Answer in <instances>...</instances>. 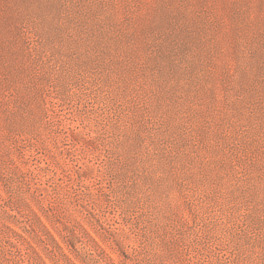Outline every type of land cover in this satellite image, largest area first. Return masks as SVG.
<instances>
[{"label":"rangeland","instance_id":"rangeland-1","mask_svg":"<svg viewBox=\"0 0 264 264\" xmlns=\"http://www.w3.org/2000/svg\"><path fill=\"white\" fill-rule=\"evenodd\" d=\"M109 258L264 264V0H0V264Z\"/></svg>","mask_w":264,"mask_h":264},{"label":"trees","instance_id":"trees-1","mask_svg":"<svg viewBox=\"0 0 264 264\" xmlns=\"http://www.w3.org/2000/svg\"><path fill=\"white\" fill-rule=\"evenodd\" d=\"M75 229L73 228L72 230H69V232H70V234H66V233H61V235H62V237H63V239L64 240H67V241H71L70 239H71V234H75ZM56 241V240H55ZM56 244H57V246L59 247V249H61L62 250V253H63V255H65L67 258H69L65 253H64V251H63V249H62V247H61V245L56 241ZM109 262L111 263V264H115V261H114V259L113 258H109Z\"/></svg>","mask_w":264,"mask_h":264}]
</instances>
